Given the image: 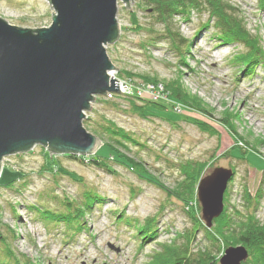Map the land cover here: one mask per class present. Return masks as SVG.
<instances>
[{
    "label": "rangeland",
    "instance_id": "rangeland-1",
    "mask_svg": "<svg viewBox=\"0 0 264 264\" xmlns=\"http://www.w3.org/2000/svg\"><path fill=\"white\" fill-rule=\"evenodd\" d=\"M146 1L130 3V9L119 1L121 35L119 41L107 46V54L118 69L112 77L129 85L135 95L143 85L180 82L213 117L179 115L173 112L174 108L179 110L173 101V108L152 110L145 118L134 112L131 100L98 97L86 113L91 122L84 121L85 128L95 135L99 125L111 122L127 133L139 145L125 141L124 146L113 142L114 147L141 163L149 180L113 162L115 174L111 175L65 156L51 160L42 147L6 158L0 178V231L20 264H148L160 250L159 244L173 243L178 234L192 227L184 204L155 181L173 190L182 181V165L211 163L213 157L216 160L209 164L204 177L217 168L235 172L226 192L230 211L233 207L242 209L245 188L254 196L262 187L257 216L264 221V68L258 67L252 76L245 77L241 68L231 64L242 49L220 42L213 26H205L208 15L195 11L187 19L174 18L180 35L193 42L187 65H183L168 43L158 39L162 27L154 24ZM228 1L242 14L247 29L261 38L264 51V5L259 0ZM53 13L46 0H0V18L20 28H47ZM148 96H136L137 106L146 105L144 99L151 100ZM225 118L234 126L237 139L222 126ZM192 119L210 125L217 134L200 130ZM232 147V157L223 156ZM98 155L110 161L114 158L106 147ZM52 162L65 174L48 171L45 167ZM14 181L13 187H5ZM87 191L100 195L103 202L86 211L81 229L69 231L60 224L57 213L66 212V203L85 204ZM190 207L197 208V203ZM49 210L55 213L44 214ZM153 218L156 222L151 232L156 233L155 238L145 241L139 229ZM6 245L0 242V262L5 259ZM207 245L209 242L199 234L194 248Z\"/></svg>",
    "mask_w": 264,
    "mask_h": 264
},
{
    "label": "water",
    "instance_id": "water-1",
    "mask_svg": "<svg viewBox=\"0 0 264 264\" xmlns=\"http://www.w3.org/2000/svg\"><path fill=\"white\" fill-rule=\"evenodd\" d=\"M47 28L25 29L0 18V178L6 158L42 147L50 157H93L103 141L84 126L98 97L122 92L107 46L119 41V1L46 0ZM123 93V92H122ZM232 169L203 177L197 198L208 229L224 212ZM243 246L227 249L220 264H243Z\"/></svg>",
    "mask_w": 264,
    "mask_h": 264
},
{
    "label": "trees",
    "instance_id": "trees-1",
    "mask_svg": "<svg viewBox=\"0 0 264 264\" xmlns=\"http://www.w3.org/2000/svg\"><path fill=\"white\" fill-rule=\"evenodd\" d=\"M146 2V4L151 7L148 12H151L154 24L162 27L161 31H158V39L168 43L183 65H187L185 62L186 56H188L193 42L186 40L180 35L178 29L174 27V18L175 16H181L187 19L191 15L190 12L195 11L198 14L206 13L208 15L205 26L206 28L213 26L216 37L220 42L228 46L236 45L242 49L240 55L237 58H233L231 64L241 68V72L245 77L252 76L258 67L264 68V51L261 45V38L258 35L252 34L247 29L244 17L228 0H147ZM259 2L261 6L264 5V0H259ZM134 24L139 28L137 21L134 22ZM149 31L150 33L155 32V30ZM147 82L157 83L154 79H148ZM162 85L166 92L169 93L171 100L182 106L184 110L182 116H194L196 113L206 117H213V115L204 108L203 103L199 99L191 95L185 88H182L180 82L166 85L163 83ZM114 97L131 100L128 102L134 112L139 113L141 117L145 118L148 116L147 113H150L152 110L157 109L164 112L167 111L170 106L173 108V106L167 102H154L145 99L144 102L146 105L138 107L134 100L137 97L116 94ZM228 120L229 118L223 119L222 126L224 128L226 127L228 132L234 134L237 139V132ZM86 121L91 122L90 119ZM193 122L200 130L210 132V134L213 135L217 134L210 125L196 120H193ZM98 128L99 131L94 130L95 136L99 137L104 143L103 147H106L114 155L112 161L99 156L98 153L88 158L69 155L65 157L82 163L87 162L91 166L111 175L115 174L110 163L113 162L114 164L127 167V169L132 170L133 173L140 178L146 180L151 178L145 172L141 163L135 162L120 154L114 147V143L124 146L123 143H125V141H129L131 144L138 146L139 144L134 139L111 122L99 125ZM234 148L235 147H232L230 150L224 152L223 156L230 157ZM242 153L243 156L247 154L245 151H242ZM53 159L54 158L51 157V160ZM215 160L216 159L213 157L210 162L212 163ZM242 160H245V157H243ZM211 163L188 162L182 165L180 170L182 181H180L173 190L167 189L164 185L155 181L154 184L156 186L184 204L186 207V209L184 207V213L190 218L192 227L178 234V239L173 243L159 244L160 250L155 251L148 264H219L220 259L227 249L238 246L245 247L249 253L248 260L243 264H264V221L260 220L257 216L263 200L262 187H259L254 196L251 195L247 188L244 189V205L241 210L233 207L232 211H230L227 205L228 194H225L224 212L218 219L214 220L211 229L205 226L202 220V207H200L198 203L197 189L201 179L204 177L203 175L206 169ZM45 168L48 171H56L58 174H65L64 170L53 162L49 163V166ZM21 178H23L22 175L18 180ZM15 184L16 181L11 182L5 187H13ZM83 198L86 201L85 204L82 202L81 205L74 206L73 203H66L65 213L67 214L64 212L57 213L56 218L61 222L60 224L66 225L69 231H78L81 229L86 211L88 212L92 209L93 205L103 202V198L94 191H87ZM193 202L197 203V208L190 207V204ZM35 209L36 208L33 210ZM52 212L53 211L49 210L44 214L50 215ZM154 222H156L154 218L149 219L145 225H142L139 229L144 234L145 241L155 238L156 233L151 232V225ZM75 226H77V228H74ZM199 234L203 235V238L209 242V245L194 248ZM0 242L5 245L7 244V240L3 237L1 231ZM5 248V259L1 261L0 264H20L19 259L14 256L11 248L7 245ZM26 264L30 263L26 262Z\"/></svg>",
    "mask_w": 264,
    "mask_h": 264
},
{
    "label": "built area",
    "instance_id": "built-area-1",
    "mask_svg": "<svg viewBox=\"0 0 264 264\" xmlns=\"http://www.w3.org/2000/svg\"><path fill=\"white\" fill-rule=\"evenodd\" d=\"M111 75H113L111 73ZM121 85V89L122 92H120V94L118 95H123V96H141L142 97V93L148 94V98L151 99L152 101L155 102H167V103H171L174 107V103L173 101H171V98L169 97V93L166 92L165 88L162 85H157V86H153V85H143L142 87L138 88V93H135L132 91L131 87L129 85H122V83H119ZM115 94H108L105 98H112ZM176 107L179 108V110L176 111V109L174 108V112L182 115L183 114V108L180 104L176 103Z\"/></svg>",
    "mask_w": 264,
    "mask_h": 264
}]
</instances>
